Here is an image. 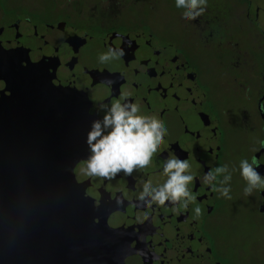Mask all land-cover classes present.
Listing matches in <instances>:
<instances>
[{"label":"flooded vegetation","instance_id":"obj_1","mask_svg":"<svg viewBox=\"0 0 264 264\" xmlns=\"http://www.w3.org/2000/svg\"><path fill=\"white\" fill-rule=\"evenodd\" d=\"M109 46L125 56L101 65ZM0 78L87 127L99 104L130 91L168 129L143 178L162 183L172 153L196 174L201 215L165 206L178 249L166 264H264V192L245 197L238 171L231 200L203 180L242 158L264 175V0H208L190 22L174 0H0Z\"/></svg>","mask_w":264,"mask_h":264},{"label":"water","instance_id":"obj_2","mask_svg":"<svg viewBox=\"0 0 264 264\" xmlns=\"http://www.w3.org/2000/svg\"><path fill=\"white\" fill-rule=\"evenodd\" d=\"M88 130L0 78V264H166L178 250L172 215L140 204L135 173L79 171Z\"/></svg>","mask_w":264,"mask_h":264},{"label":"clouds","instance_id":"obj_3","mask_svg":"<svg viewBox=\"0 0 264 264\" xmlns=\"http://www.w3.org/2000/svg\"><path fill=\"white\" fill-rule=\"evenodd\" d=\"M175 8L181 12V20L195 21L204 15L208 0H174ZM124 48L107 47L97 56L101 65L122 61ZM114 80H105L106 89H111ZM132 93L124 91L108 103L96 107L95 119L90 123L85 136L88 149L87 158L81 162L79 171L87 177L112 179L123 173L129 177L136 174L141 186L137 200L145 208L153 205L173 206L172 211H187L189 205L194 217L201 215L197 196L189 187L196 180L187 159H180L172 153L162 159L160 174L165 177L162 183L153 184L143 178L140 172L148 169L154 158L158 157L161 146L168 135V129L156 115L141 114L139 102H133ZM258 162L253 158L239 160L238 168L227 164L216 166L203 174V180L220 197L231 200V181L233 172L238 171L244 181L245 197L254 191L264 192V175L257 169Z\"/></svg>","mask_w":264,"mask_h":264}]
</instances>
